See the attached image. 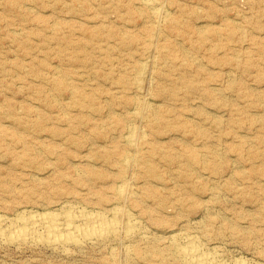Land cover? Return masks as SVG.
<instances>
[{
  "label": "rangeland",
  "instance_id": "1",
  "mask_svg": "<svg viewBox=\"0 0 264 264\" xmlns=\"http://www.w3.org/2000/svg\"><path fill=\"white\" fill-rule=\"evenodd\" d=\"M63 203L116 234L0 264H264V0H0L2 226Z\"/></svg>",
  "mask_w": 264,
  "mask_h": 264
},
{
  "label": "bare ground",
  "instance_id": "2",
  "mask_svg": "<svg viewBox=\"0 0 264 264\" xmlns=\"http://www.w3.org/2000/svg\"><path fill=\"white\" fill-rule=\"evenodd\" d=\"M158 14H159L158 12L156 11L154 12L155 16H158ZM142 106H140V108ZM130 138H133V137L130 136ZM122 191L124 192V190ZM123 192L121 194L122 196H123ZM71 206L70 205L68 206L67 204L63 203V205H61V208L63 209V211L60 214L52 213V212L40 213V212L34 211V212H29L28 214L24 215L25 213L24 212L23 214H18L15 218V221L11 222L5 227L2 226V223L3 222L5 223L9 219L7 217H3L4 215L0 216V236H1L0 238L3 239L4 243L5 242L10 243V244L15 243L19 245L20 244H25V245L44 244L49 247L60 248V249L62 248V250H66L69 246H78V245H81L85 241L91 242V241L101 240L104 238L107 239V237H110L116 234L118 225H116V223L112 219H109L108 217L104 216L103 214H100L99 212L98 213H95V212L86 213L82 210L75 212V211H72ZM117 210H119V208ZM135 226H136V222L131 220V222L127 224V229L128 230L131 229V232H132L135 228H137ZM177 236L176 237L175 235L172 236L171 242L173 246L175 247V253L178 256H180L187 264H218L214 260L212 254L209 255V254H205L202 252V249L197 243V241L199 242V240H196L195 237L190 236V235H185L183 237H180L179 239V237L177 238ZM180 240L183 241L182 245L178 243V241ZM204 251H205V248H204ZM222 264H225V263H222ZM239 264H244V262L240 261Z\"/></svg>",
  "mask_w": 264,
  "mask_h": 264
}]
</instances>
